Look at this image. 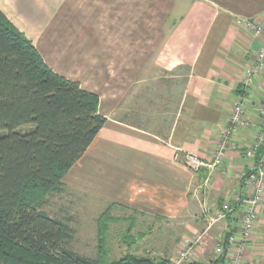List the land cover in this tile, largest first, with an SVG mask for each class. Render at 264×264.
I'll list each match as a JSON object with an SVG mask.
<instances>
[{"label": "crops", "instance_id": "crops-1", "mask_svg": "<svg viewBox=\"0 0 264 264\" xmlns=\"http://www.w3.org/2000/svg\"><path fill=\"white\" fill-rule=\"evenodd\" d=\"M167 2L154 29L157 14L148 6L136 17L135 0H0V10L47 67L99 98L97 111L106 122L65 176L73 171L81 183L92 182L109 202L103 211L125 208L162 221L200 210L201 202L213 213L231 199L234 210L209 228L203 216L184 220L178 242L198 239L195 263L224 264L212 259L213 247L218 237L239 233L247 206L241 200L253 191L244 176L259 153L256 148L248 156L246 150L264 123L258 113L264 109V69L249 89L241 85L260 39L237 19L264 26V0ZM141 89L142 101L136 98ZM242 97L245 124L232 142L243 151L229 144L214 168L186 167L185 152L213 162L230 109ZM243 259L264 264V200Z\"/></svg>", "mask_w": 264, "mask_h": 264}, {"label": "trees", "instance_id": "trees-1", "mask_svg": "<svg viewBox=\"0 0 264 264\" xmlns=\"http://www.w3.org/2000/svg\"><path fill=\"white\" fill-rule=\"evenodd\" d=\"M98 101L47 67L0 10V264H171L147 254L112 261L103 252L78 254L67 247V223L39 208L48 192L62 190L63 177L106 122ZM99 219L101 249L114 218L106 209Z\"/></svg>", "mask_w": 264, "mask_h": 264}, {"label": "rangeland", "instance_id": "rangeland-1", "mask_svg": "<svg viewBox=\"0 0 264 264\" xmlns=\"http://www.w3.org/2000/svg\"><path fill=\"white\" fill-rule=\"evenodd\" d=\"M131 2V1H130ZM76 1H73L75 4ZM125 4V3H124ZM123 4V5H124ZM136 17L142 15V10L147 13L150 6L153 13L157 16L151 18V29L155 28V23L160 21L159 11L166 8L169 3L167 0H135ZM136 98L140 101L144 99V91L141 89L136 92ZM137 104H140L137 102ZM143 107V103L136 105ZM141 121V119H140ZM27 127L21 128L25 131ZM0 133L3 131L0 129ZM70 171L63 180V187L60 192H48L41 200L39 208L47 212L51 217L63 220L71 228V239L67 247L72 251L87 256L96 257L103 252L109 261L120 259L126 254L144 255L151 257L167 258L171 264L173 258L183 248L179 245V240L184 232V220L198 219L201 210L196 208L190 210L187 215L178 217L176 220L154 219L142 215L138 211L109 208V214L115 217L108 219L106 228L103 230L102 248L99 249L100 227L98 220L101 212L109 202H105L94 192V186L81 183L78 175ZM104 181V180H103ZM88 185V186H86ZM200 209V208H199ZM202 228V225L199 226ZM131 228V230H127ZM199 228V229H200ZM186 243V242H185ZM182 264H198L197 262H182Z\"/></svg>", "mask_w": 264, "mask_h": 264}, {"label": "built area", "instance_id": "built-area-1", "mask_svg": "<svg viewBox=\"0 0 264 264\" xmlns=\"http://www.w3.org/2000/svg\"><path fill=\"white\" fill-rule=\"evenodd\" d=\"M237 22L245 27L251 28L253 35L260 39V46L255 54L254 62L243 70L241 85L247 90L253 85L257 75L264 69V26L255 23L250 18H238ZM262 98L264 100V91ZM245 108V97H242L231 107L228 122L221 131L220 140L215 148L213 162L211 164H206L196 154L185 152L182 159L184 165L194 171L204 166L214 168V166L221 164L226 158L229 144L232 150L242 152V146L233 143L232 137L238 125L245 124L242 120ZM258 113L264 116V109L258 110ZM256 148L259 149L258 158L255 161V165L249 169L248 174L244 176L245 186L253 184V191L251 196L241 200L247 206L241 214L239 233L218 237V241L213 247L212 259H223L224 264H244L243 255L246 253L251 234L254 231L257 206L263 203L264 200V123L262 124V132L255 136L251 147L246 150V155L252 156L253 150ZM234 198L235 201L239 200L237 196H234ZM200 210L202 216L207 221V228H209L215 222L223 220L234 210V207L230 199L223 201L213 213L205 202H201ZM197 243L198 239L187 241L178 255L173 258V263L182 264V262H194ZM247 264L254 263L253 261H249Z\"/></svg>", "mask_w": 264, "mask_h": 264}]
</instances>
